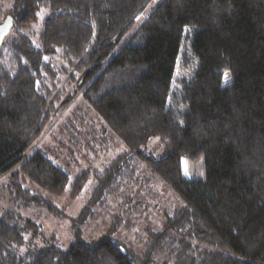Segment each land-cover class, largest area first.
Wrapping results in <instances>:
<instances>
[{
  "label": "trees",
  "instance_id": "1",
  "mask_svg": "<svg viewBox=\"0 0 264 264\" xmlns=\"http://www.w3.org/2000/svg\"><path fill=\"white\" fill-rule=\"evenodd\" d=\"M151 1L12 0L0 7V23L11 17L8 34L17 32L0 45V171L21 162L24 180L62 192L68 172L44 152L24 158V150L81 93L104 128L183 205L166 214L162 229L147 230L138 251L103 234L20 254L19 220L4 212L0 264H264V0H158L148 9ZM41 9L48 12L35 45L16 30L29 28ZM181 56L195 64L177 86ZM151 137L162 144L159 155L141 148ZM128 155L104 168L79 221L119 181ZM181 157L202 161L203 176H185ZM87 178L76 177L72 195Z\"/></svg>",
  "mask_w": 264,
  "mask_h": 264
},
{
  "label": "rangeland",
  "instance_id": "2",
  "mask_svg": "<svg viewBox=\"0 0 264 264\" xmlns=\"http://www.w3.org/2000/svg\"><path fill=\"white\" fill-rule=\"evenodd\" d=\"M157 1L152 0L148 9ZM11 2L0 0V7H7ZM47 12L41 9L37 20L29 28L16 31L37 45L42 19ZM146 12L139 15L137 22L144 18ZM15 34L17 32L12 29L8 38ZM187 44L188 38H184L181 54H184ZM194 61V58L188 57L187 63H183V56L180 57L176 68L177 86L181 79L190 77ZM141 148L149 155L162 152V144L157 137H151ZM34 151L50 156L68 172L69 180L65 189L56 193L18 175L21 162L7 172L0 171V215L9 212L19 220L22 235L18 247L20 254L53 244L65 248L79 239L89 241L103 234L138 251L143 247L147 230L162 229L166 214H171L183 205L182 199L168 183L153 173L144 161L131 154L116 135L104 128L103 121L81 93L65 109L57 111L45 122L39 135L24 150V158ZM122 152H127L130 158L119 181L113 183L97 204L90 205L89 214L83 221H79L78 216L91 198L99 175ZM180 162L185 176H203L202 161L181 157ZM82 172L88 173L87 181L78 194L72 195V185ZM16 184L21 189H28L30 193L35 192L44 197L42 202L19 195ZM112 225L113 228L109 230Z\"/></svg>",
  "mask_w": 264,
  "mask_h": 264
},
{
  "label": "water",
  "instance_id": "3",
  "mask_svg": "<svg viewBox=\"0 0 264 264\" xmlns=\"http://www.w3.org/2000/svg\"><path fill=\"white\" fill-rule=\"evenodd\" d=\"M13 24V20L11 17L7 16L1 23H0V45L3 42V39L8 34L10 27Z\"/></svg>",
  "mask_w": 264,
  "mask_h": 264
}]
</instances>
